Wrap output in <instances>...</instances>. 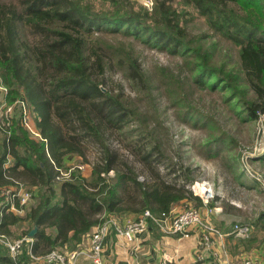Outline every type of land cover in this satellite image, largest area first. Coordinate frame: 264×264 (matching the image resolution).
<instances>
[{"label":"trees","instance_id":"trees-1","mask_svg":"<svg viewBox=\"0 0 264 264\" xmlns=\"http://www.w3.org/2000/svg\"><path fill=\"white\" fill-rule=\"evenodd\" d=\"M201 17L209 31L190 34L189 24ZM95 31H121L180 55L196 87L219 90L239 122L264 113V0H156L152 9L138 0H0V80L9 89L8 103L27 102L40 134L35 137L25 127L18 103L0 124V187L19 179L35 192L20 213L6 209L0 197V264H36L31 253L77 249L103 215L171 212L184 199L203 205L184 186L187 182H169L156 170L153 162L161 150L156 138L150 147L142 145L139 135L131 140L144 153L150 180H141L128 161L114 163L119 155L110 151L105 132L110 127L124 131L127 116L134 118L136 111L121 92L101 86L98 77L112 63L92 38ZM224 42L237 50L236 65L230 68L227 59H214L217 45ZM120 51L126 54L130 79L142 87L145 73L137 59ZM192 109L186 117L201 124L197 116L203 114ZM67 127L101 142L107 158L93 165L89 176L75 170L72 178L60 181L56 177L68 167L66 156L82 153ZM221 138L214 134L206 144ZM179 170L189 182L194 179L190 167L180 165ZM261 221L260 216L254 223ZM34 227L33 243L25 242L14 258L2 239L28 236Z\"/></svg>","mask_w":264,"mask_h":264},{"label":"rangeland","instance_id":"rangeland-1","mask_svg":"<svg viewBox=\"0 0 264 264\" xmlns=\"http://www.w3.org/2000/svg\"><path fill=\"white\" fill-rule=\"evenodd\" d=\"M155 2L148 6L138 0L148 9H152ZM188 30L190 34L209 31L203 17L194 19ZM92 38L99 42L100 50L112 63L105 76L98 77L101 86L105 90L121 92L127 105L136 111L134 118L127 116L124 131L110 127L105 132V142L110 151L119 155L114 163L122 165L123 161H128L135 167L141 180H150L153 175L142 161L144 153L131 140L139 135L140 142L144 143L142 145L150 147L156 138L161 147L160 159L153 163L166 180H177L178 184L185 181L187 183L184 186L188 188V183L206 179L214 188L215 197L211 200L214 201V207H223L237 221L255 222L261 216L263 223L264 113L255 120L239 122L234 109L224 102L219 90L196 87L191 68L178 54L151 46L121 31H95ZM206 45L209 43L206 42ZM120 49L137 59V64L145 73L142 87L130 79L126 54ZM215 53L216 63L227 59L228 68L236 65L237 50L229 43L217 45ZM17 103L22 107L20 100ZM24 104L31 118L27 102L24 101ZM188 108L203 114L197 116L201 124H194L186 117ZM101 110L105 115L106 109ZM104 119L108 122V118ZM209 121L211 125H206ZM31 126L34 127L32 121ZM65 132L77 137L82 150L81 154H70L73 162H68L66 168L76 162L83 163L86 169L75 170L89 176L93 165L107 158L104 145L92 137L84 136L81 131L78 132V128L67 127ZM214 134H221L222 138L211 145L206 144V139L212 138ZM180 165L192 169L191 176L194 179L191 182L179 170ZM110 174H113V170ZM67 179L70 177L56 180ZM130 215L133 214L126 216Z\"/></svg>","mask_w":264,"mask_h":264},{"label":"built area","instance_id":"built-area-1","mask_svg":"<svg viewBox=\"0 0 264 264\" xmlns=\"http://www.w3.org/2000/svg\"><path fill=\"white\" fill-rule=\"evenodd\" d=\"M148 6H152L154 0H141ZM8 87L0 80V124L5 123L13 114L16 103H8L7 95ZM23 99L20 100L23 109L22 122L25 127L36 136L40 134L31 126V118L24 104ZM11 159L9 157L7 166ZM83 163H75L66 170H60L57 179L71 178L75 169H86ZM15 184L3 185L0 187V197L4 198V207L22 212L24 206L28 204L34 197V190L27 188L22 181L14 179ZM187 187L196 195H199L205 203L210 202L214 197V188L206 179L196 180L188 183ZM212 210V208H209ZM103 220L96 226L95 230L89 235L90 241L86 247H79L74 250L52 249L43 255H35L32 257L38 264H78L79 259L84 256L89 258L93 264H103L104 240L108 234L114 232L118 236L124 237L127 241H133L139 234L148 229L150 224L157 225L163 232L182 233L189 235L190 231L195 227L201 231V239L206 245H210L214 236H223V233L207 218L200 208L194 205L184 206L179 211L162 212L160 214L152 212L150 209L144 210L137 216L117 217L113 215L102 216ZM252 226L248 222H236L234 224V232L236 235L245 237L250 234ZM10 249V253L17 258L22 251L23 245L27 242L31 245L34 241L32 236H23L16 240L2 239ZM30 248V246H29ZM169 264V263H166ZM244 264H259L253 257L244 260Z\"/></svg>","mask_w":264,"mask_h":264},{"label":"crops","instance_id":"crops-1","mask_svg":"<svg viewBox=\"0 0 264 264\" xmlns=\"http://www.w3.org/2000/svg\"><path fill=\"white\" fill-rule=\"evenodd\" d=\"M65 159L67 163L73 162L70 154ZM186 204L193 205L194 201L181 200L175 204L173 210L179 211ZM198 208L223 233L220 237L215 235L210 245L203 243L198 228L194 227L189 235H184L175 232L165 233L157 225L150 224L148 229L133 241H127L114 232L108 234L103 245V264H244L248 257H253L259 264H264L262 222H248L252 226L250 234L241 237L236 235L233 229L236 222L242 221L232 219L223 207H211L203 201V205ZM8 210L20 213L14 209ZM2 216L3 212L0 213V222ZM89 241L88 235L81 246L86 247ZM78 264L93 262L82 256Z\"/></svg>","mask_w":264,"mask_h":264},{"label":"water","instance_id":"water-1","mask_svg":"<svg viewBox=\"0 0 264 264\" xmlns=\"http://www.w3.org/2000/svg\"><path fill=\"white\" fill-rule=\"evenodd\" d=\"M37 231V227H34L30 232H29V236H32L34 237L35 236V233Z\"/></svg>","mask_w":264,"mask_h":264}]
</instances>
